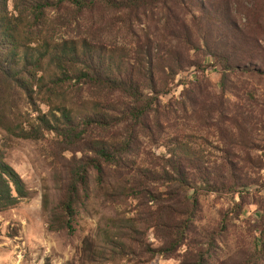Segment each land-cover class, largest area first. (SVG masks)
Listing matches in <instances>:
<instances>
[{"label": "rangeland", "instance_id": "rangeland-1", "mask_svg": "<svg viewBox=\"0 0 264 264\" xmlns=\"http://www.w3.org/2000/svg\"><path fill=\"white\" fill-rule=\"evenodd\" d=\"M185 1L186 10L170 2L169 21L173 28L188 26L195 34L194 41L187 42L182 36L185 42L171 43L181 58L173 68L179 71L170 76V69L165 68V75H159L165 94L156 107L158 117L153 118L148 131L136 132L133 157L138 165H162L158 158L169 156L168 149L176 146V138L202 152L211 167L230 155L234 163L238 162L234 155L248 159L253 165L250 186L227 194L205 192L203 185H197L199 210L184 241L170 255L149 252L163 245L162 233L146 224L154 206L126 197L124 190L130 187L133 176H122L114 169L108 171L102 185L92 176L86 197L85 188L81 189L72 229L51 230V212L59 207L70 184L69 172L85 158V139L122 142L129 136L128 126L87 130L85 125L73 123L75 130L58 135L44 128L40 119H52L50 110L61 109V102L48 106L41 87L34 89L38 91L34 105L20 91L11 90L9 110L15 114L8 120L17 127L41 130L43 136L15 137L0 125V156L20 175L27 190L26 198L0 211V264H264V0ZM200 5H207L205 14ZM8 10L17 15L14 0L9 1ZM218 13L224 25L218 24L205 41L204 32L196 25L199 19L219 17ZM116 17L110 12L85 14L84 28L66 29L64 39H77L85 32V38L96 44L130 52L139 40L137 36L159 35L154 21L160 17L155 12L128 21L126 29L114 24ZM231 36L255 41L252 59L251 48L242 49L244 44L234 43ZM228 43L240 52L233 55ZM239 63L245 67H233ZM43 67L47 79L51 71ZM74 82L65 86L63 105L68 108L94 100H117L125 106V99ZM58 111V124L63 126L69 120ZM79 113L74 112L71 120L80 122ZM189 205L192 209V200ZM121 220H132L137 230L116 228ZM87 240L91 241V255L100 257L93 256L95 262L87 255L85 262L81 259Z\"/></svg>", "mask_w": 264, "mask_h": 264}, {"label": "trees", "instance_id": "trees-1", "mask_svg": "<svg viewBox=\"0 0 264 264\" xmlns=\"http://www.w3.org/2000/svg\"><path fill=\"white\" fill-rule=\"evenodd\" d=\"M9 1L11 0H0V125L7 133L25 139H38L43 136L41 130L17 127L8 120V116L12 114L9 106L13 104L9 91H20V95L22 93L27 101L34 105V95H38V91L35 92L34 89L40 87L45 90L47 100L44 102L48 106L55 101L61 102V109L50 110L52 119L49 120L45 116L40 119L44 128L58 135L66 136L67 129L75 130L73 123L85 125L87 130H107L121 124L128 126L129 136L122 142L102 138L85 139V158L80 159L69 172L70 184L59 207L51 212V230L72 229L78 213L81 189L85 188L86 197L90 191L91 177L94 176L98 185H102L104 177L109 174L108 171L114 169L115 173L122 176H133L130 187L124 190L126 197L146 204L152 203L154 206L150 209L146 224L156 232L162 233L163 245L149 252L153 256L170 255L184 241L190 221L199 210V191L195 192L198 190L197 185H203L205 192L227 194L250 186L249 171L253 170V165L248 159L242 160L234 155L233 157L238 159V162L234 163L230 155L224 158L222 164H213L211 167L202 152L176 138V146L168 149L169 156L158 158L162 165H138V161L133 157L132 145L137 140L136 132H139V129L148 131L153 118L158 117L156 107L160 104V97L165 94L159 75H165V68L170 69V76H175V71H179L178 67L173 70L181 58L171 49L172 44L185 42L182 36L187 38V42L194 41L195 34L188 26L178 24L173 28L169 21V16L172 15L170 2L179 3L186 10L189 8L187 1L14 0L17 15L9 12ZM206 8L207 5L199 6L203 14ZM96 12L118 15L114 24L123 29H126L128 21H138L149 12H155L160 17L154 21L159 35H146L144 39L137 36L139 40L130 52L118 49L117 46L96 44L85 38V32L77 39H64L66 29L75 26L84 28L85 14ZM218 15L220 16L199 19L196 27L199 32H204L205 41L213 36L218 24L224 25L225 20L220 19L222 14L218 13L216 16ZM231 38L234 43H243V47L240 45L242 49L250 47L252 59L255 41H243L234 36ZM229 46L233 55L240 52L239 49ZM21 48L25 50L19 52ZM43 65L51 71V76L47 79L43 73ZM238 66L245 67L244 63L233 67ZM69 82L96 88L112 97L125 99V106L121 107L117 100H94L87 103L82 101L78 107L68 108L63 105V101L66 97L65 86ZM143 90L150 93L145 95ZM15 108L18 109L17 103ZM56 110H60L58 112H61L62 118L69 122H65L63 126L58 124L61 118L56 115ZM74 112H80V122H77V118L74 119L75 122L71 120ZM261 169L263 170L264 166ZM26 197L24 181L0 156V211L16 205ZM191 200L192 209L189 205ZM47 201L46 198L45 202ZM130 222L133 221L121 220L116 228L122 230L125 226L136 231L137 226ZM90 243L91 241L87 240L83 245L81 259L84 262L85 255L91 262H95L93 256L96 255H91ZM120 244L122 248L125 247L124 243Z\"/></svg>", "mask_w": 264, "mask_h": 264}]
</instances>
